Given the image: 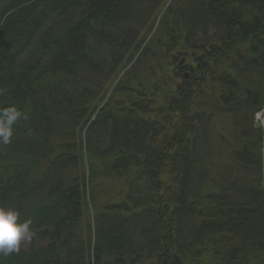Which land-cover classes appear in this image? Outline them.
I'll list each match as a JSON object with an SVG mask.
<instances>
[{
    "label": "trees",
    "instance_id": "1",
    "mask_svg": "<svg viewBox=\"0 0 264 264\" xmlns=\"http://www.w3.org/2000/svg\"><path fill=\"white\" fill-rule=\"evenodd\" d=\"M164 1L0 0V264H264V0Z\"/></svg>",
    "mask_w": 264,
    "mask_h": 264
},
{
    "label": "clouds",
    "instance_id": "2",
    "mask_svg": "<svg viewBox=\"0 0 264 264\" xmlns=\"http://www.w3.org/2000/svg\"><path fill=\"white\" fill-rule=\"evenodd\" d=\"M21 118L22 113L14 105L0 106V143L10 142L13 125ZM255 125L264 128V110L255 114ZM33 235L31 220H21L18 210L0 205V254L9 255L19 251L22 243L30 242Z\"/></svg>",
    "mask_w": 264,
    "mask_h": 264
},
{
    "label": "rangeland",
    "instance_id": "3",
    "mask_svg": "<svg viewBox=\"0 0 264 264\" xmlns=\"http://www.w3.org/2000/svg\"><path fill=\"white\" fill-rule=\"evenodd\" d=\"M164 2H165L164 5H166V4L169 5L172 2V0H165ZM159 21L160 20H158L156 22V24H154V26L156 28L158 26H160ZM184 62H185V59L179 61V63H184ZM125 67H127V65H125ZM90 160H91V162L98 161L97 158L96 157L93 158V156L91 157ZM105 161H107V160H105ZM108 161H109V159H108ZM107 163H109V162H107ZM94 170L95 171L92 174L93 178L91 180L93 183L91 188L93 187V189H91L90 194H93L95 196V202H93V200H92V198H94V197L91 196V198L87 201V212H86L87 214L82 219L84 226H87V223H90L89 226H91V229H92V227L94 228V221L96 219L97 214L98 213L100 214V212H101L100 209L102 208L101 206L103 205L104 199L107 198L108 196H110V191L117 190V187L121 186V184L119 182H118V184L116 183L117 181H113V180L111 181V179H107V180L102 179V178H104V176L100 175L99 172H96L97 165H94ZM107 188H108L109 193H108V191L105 190ZM101 191H103L104 194H101ZM98 201L100 202V204Z\"/></svg>",
    "mask_w": 264,
    "mask_h": 264
}]
</instances>
